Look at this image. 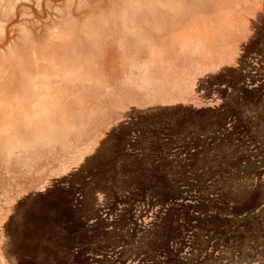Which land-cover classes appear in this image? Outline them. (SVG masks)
I'll list each match as a JSON object with an SVG mask.
<instances>
[{
	"label": "rangeland",
	"instance_id": "1",
	"mask_svg": "<svg viewBox=\"0 0 264 264\" xmlns=\"http://www.w3.org/2000/svg\"><path fill=\"white\" fill-rule=\"evenodd\" d=\"M0 264H264V0H0Z\"/></svg>",
	"mask_w": 264,
	"mask_h": 264
},
{
	"label": "crops",
	"instance_id": "2",
	"mask_svg": "<svg viewBox=\"0 0 264 264\" xmlns=\"http://www.w3.org/2000/svg\"><path fill=\"white\" fill-rule=\"evenodd\" d=\"M236 44V43H235ZM210 60V59H209ZM230 64H232V62H230ZM230 64H223V65H221L220 67H222V66H224V65H230ZM220 67H218L217 69H219ZM216 69V70H217ZM215 71V70H214ZM209 73H211V72H209ZM204 74H207V73H203L202 75H204ZM201 77V76H200Z\"/></svg>",
	"mask_w": 264,
	"mask_h": 264
}]
</instances>
